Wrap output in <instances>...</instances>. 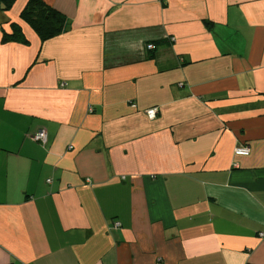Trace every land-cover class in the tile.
I'll return each mask as SVG.
<instances>
[{"label":"crops","instance_id":"1","mask_svg":"<svg viewBox=\"0 0 264 264\" xmlns=\"http://www.w3.org/2000/svg\"><path fill=\"white\" fill-rule=\"evenodd\" d=\"M29 1L0 0V264H264V0H41L44 42Z\"/></svg>","mask_w":264,"mask_h":264},{"label":"trees","instance_id":"2","mask_svg":"<svg viewBox=\"0 0 264 264\" xmlns=\"http://www.w3.org/2000/svg\"><path fill=\"white\" fill-rule=\"evenodd\" d=\"M3 2L9 8L15 0H3ZM20 19L29 25L43 42L63 33L67 28L66 17L41 0H30ZM12 28L11 34H3V41L28 43L19 25L14 24Z\"/></svg>","mask_w":264,"mask_h":264},{"label":"built area","instance_id":"3","mask_svg":"<svg viewBox=\"0 0 264 264\" xmlns=\"http://www.w3.org/2000/svg\"><path fill=\"white\" fill-rule=\"evenodd\" d=\"M153 46L150 45L148 46V49H152ZM149 118L154 119L156 117V111L155 110H150L147 112ZM33 140L41 143L42 145H45L48 141V134L46 130H40L36 135H34L32 137ZM235 154L237 156H248L250 154V149L248 147H244V148H238L235 151ZM116 227H119L120 224L116 223L115 224Z\"/></svg>","mask_w":264,"mask_h":264}]
</instances>
